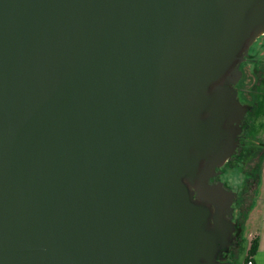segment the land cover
Here are the masks:
<instances>
[{"label": "water", "instance_id": "obj_1", "mask_svg": "<svg viewBox=\"0 0 264 264\" xmlns=\"http://www.w3.org/2000/svg\"><path fill=\"white\" fill-rule=\"evenodd\" d=\"M263 33L264 0H0V264H213L190 187L219 203L245 109L211 85Z\"/></svg>", "mask_w": 264, "mask_h": 264}, {"label": "flooded vegetation", "instance_id": "obj_2", "mask_svg": "<svg viewBox=\"0 0 264 264\" xmlns=\"http://www.w3.org/2000/svg\"><path fill=\"white\" fill-rule=\"evenodd\" d=\"M218 88H228L232 100L245 109L233 112L221 125L225 140L233 138L235 147L208 179V185L220 192L218 204L198 199L195 187L190 190L196 204L208 209V226L220 237L213 264H245L256 238L248 232L254 227L251 216L264 185V33L252 44H244L239 58L211 85L210 92L216 93ZM200 167L203 172L206 163Z\"/></svg>", "mask_w": 264, "mask_h": 264}, {"label": "rangeland", "instance_id": "obj_3", "mask_svg": "<svg viewBox=\"0 0 264 264\" xmlns=\"http://www.w3.org/2000/svg\"><path fill=\"white\" fill-rule=\"evenodd\" d=\"M260 67L262 68L263 65H260ZM262 169H264V166L262 167ZM263 177H264V175H263ZM263 181H264V178H263ZM259 196L260 197H259V200H257L255 211L252 213L254 216H251V221H253L254 227L251 226L248 229V232L252 234L251 236H256L258 234L259 224L264 218V210H263V212L260 213V210L262 208V204L264 202V200H263L264 199V185H262L261 194ZM263 207H264V205H263ZM256 213H258V215H256Z\"/></svg>", "mask_w": 264, "mask_h": 264}, {"label": "crops", "instance_id": "obj_4", "mask_svg": "<svg viewBox=\"0 0 264 264\" xmlns=\"http://www.w3.org/2000/svg\"><path fill=\"white\" fill-rule=\"evenodd\" d=\"M263 205H264V202L262 204L260 213L263 212L264 210ZM256 237L259 239V247H258V251L254 257L253 262L254 264H264V218L259 224L258 234L256 235Z\"/></svg>", "mask_w": 264, "mask_h": 264}, {"label": "trees", "instance_id": "obj_5", "mask_svg": "<svg viewBox=\"0 0 264 264\" xmlns=\"http://www.w3.org/2000/svg\"><path fill=\"white\" fill-rule=\"evenodd\" d=\"M258 247H259V239L256 237L253 239V242H252V246L250 248V250L248 251L247 253V256L245 258V264L249 261H253L254 260V257L258 251Z\"/></svg>", "mask_w": 264, "mask_h": 264}, {"label": "built area", "instance_id": "obj_6", "mask_svg": "<svg viewBox=\"0 0 264 264\" xmlns=\"http://www.w3.org/2000/svg\"><path fill=\"white\" fill-rule=\"evenodd\" d=\"M246 264H254V262L253 261H249Z\"/></svg>", "mask_w": 264, "mask_h": 264}]
</instances>
